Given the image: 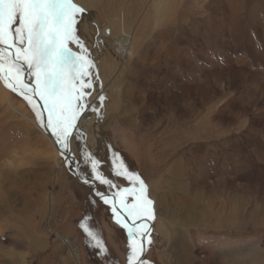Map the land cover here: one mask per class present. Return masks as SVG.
Returning <instances> with one entry per match:
<instances>
[{
	"label": "rangeland",
	"instance_id": "obj_1",
	"mask_svg": "<svg viewBox=\"0 0 264 264\" xmlns=\"http://www.w3.org/2000/svg\"><path fill=\"white\" fill-rule=\"evenodd\" d=\"M124 3L117 9L115 0L110 4L111 24H102L98 9H88L83 16L88 28L82 20L78 25L80 41L89 43L94 32L114 35L134 28L130 15L137 3ZM190 4L188 16L158 26L151 42L153 29L134 46L105 54L121 65L116 80L109 81L88 54L102 82L93 77L91 108L76 121L70 143L81 178L89 182L66 174L63 155L37 119V101L34 110L0 79V264H128L127 229L117 223L112 205L91 193L131 186L116 174V153L145 181L153 201L152 243L142 259L264 264V223L244 219L235 229L216 227L206 225L210 219L204 216L182 225V203L199 193L202 214L219 203L223 208L242 203L247 210L258 206L259 219L264 216V9L250 14L247 0ZM171 13L162 9L164 16ZM69 47L81 54L75 42ZM101 88L108 91L101 92L103 102L95 99ZM216 147L224 158L201 161L195 169L176 162L184 150ZM85 154L100 161V173L117 187L95 178ZM200 171L206 178L194 181ZM80 220L106 251L81 233Z\"/></svg>",
	"mask_w": 264,
	"mask_h": 264
},
{
	"label": "snow or ice",
	"instance_id": "obj_2",
	"mask_svg": "<svg viewBox=\"0 0 264 264\" xmlns=\"http://www.w3.org/2000/svg\"><path fill=\"white\" fill-rule=\"evenodd\" d=\"M88 11L74 0H0V79L34 110L38 109L35 97L43 102L36 111L37 119L65 152L71 150L70 139L77 127L76 121L91 108L87 98L94 86L91 70L95 64L78 35V25ZM73 42L78 44L81 54L69 47ZM25 64L34 83L24 79ZM98 79L95 74V80ZM99 100L103 102L104 97L100 96ZM85 163L91 164L97 180L117 187L100 173L98 159L85 154ZM113 163L116 174L127 179L131 186L121 188L112 197L96 194L105 204L112 205L117 223L127 229L128 264H150L142 259L145 245L152 243L148 222L155 219L148 185L139 174L128 170L118 153L114 154ZM117 205L124 215L117 210ZM83 227L86 235L95 240L97 249L106 251L96 233L87 224Z\"/></svg>",
	"mask_w": 264,
	"mask_h": 264
},
{
	"label": "bare ground",
	"instance_id": "obj_3",
	"mask_svg": "<svg viewBox=\"0 0 264 264\" xmlns=\"http://www.w3.org/2000/svg\"><path fill=\"white\" fill-rule=\"evenodd\" d=\"M112 1H114V0H74V2L76 4L80 5L83 8H86V9H91V8L95 9L96 8V10L98 9L99 14L97 13L96 15H97V18L102 22V24H105V23L111 24L110 23L111 18L107 14V10L111 9L110 4L112 3ZM124 1L125 0H115L116 9L121 8L125 4ZM135 1L137 4L134 5V9L132 10V13L130 15L131 19L133 21H135V23H136V26L134 28H131V29L129 28V30L127 32H122V33L118 32L117 34H114V35H109L106 33L96 35V33L94 32V34L90 35V37L91 36L92 37H91V40L89 41V43L84 42L85 47H87V49H88L89 56L92 57V59L96 62V64H99L102 67V71L105 72V75H107L106 77L109 81L112 79L113 80L117 79L118 75L121 72L120 71L121 65H120V63L117 62L116 59H111V60L106 59L107 55H105V54L112 55L113 52H115V51L118 52L119 48H121V47L129 48V47L134 46L136 43H138V41L142 40L143 38H146L149 34V31L151 29H153V33L150 36L151 39L149 40L151 42L155 37V31H156V28L158 26L160 27L162 25L164 27L168 22L173 21L176 18H179V19L183 18L185 15L188 14L189 9L192 7V4H190V0H184V1L183 0H162V2H160V0H135ZM247 1H248V3L251 4V6L249 7V13L250 14L255 13L256 11L262 12V10L264 9V6L262 5L264 0H247ZM160 3H161V5H160ZM162 9L171 10L172 11L171 15L169 17L162 15ZM82 22L84 23V26H86V21L84 20V17L82 18ZM86 28H88V27L86 26ZM99 36H100V38H98ZM113 36H117L116 40H113L114 38H111ZM105 40L109 41V43L107 45H104ZM150 42H149V44H150ZM95 44L100 45V46L98 45L99 48L101 47L100 51H98V48L95 46ZM112 47H115V48L112 49ZM23 67L25 70V78L24 79L26 80V82H32L31 77L28 74L27 65L25 64V65H23ZM92 72L94 73L93 77H95V72L94 71H92ZM97 82L101 83L102 81H100L98 79ZM96 86H97V84L95 85V87ZM101 92L107 93L108 91L105 89H102V88L97 89V93H96L97 96L95 97V99L98 101H99V97L102 95ZM37 98L38 97L34 98L35 101H37ZM40 102H41V104H43L42 101H40ZM37 103H38V101H37ZM39 107H41L40 104H39ZM45 116H46V113H45ZM49 132H50V130H49ZM50 134H51V132H50ZM53 138L55 139L54 136H53ZM176 138L179 139L180 137L177 136ZM55 145H56V149H58V151L61 154L63 153L62 155L64 157V160L67 163L68 171L71 174H73L78 180H80V181L82 180V182H86V180L84 178L79 179V177L77 176V169H76L77 159L73 156L72 147H71L70 151L65 152L60 147L59 144L55 143ZM218 151L221 153L224 152L221 148L219 149L217 147L213 149V152H210L208 149H206L204 151H194V150L190 151L187 149V151L184 150L182 152V154H183L182 159L179 158L176 162H179V163L185 162V164L192 165L193 168L195 169L196 165L198 163H200L201 161L209 160V159L212 161L217 160V159H222V157L224 155H222V157H221L219 155ZM231 156L232 155H228L227 157H225V159H227ZM69 160L74 161L75 174L72 173L68 168ZM216 167H218V166H216ZM155 173H157V172H155ZM206 174H207L206 172L200 171L199 173L195 174L194 181L203 180L204 178H206ZM212 174H214V173H212ZM94 193L96 194L95 190H94ZM186 200L187 201H185V204L182 203L183 213L186 214L185 219L182 221V225L186 224L187 222L189 223V222H193V221L195 223H198L199 220H202L201 218L204 216H206V217H208V219H210L209 220L210 224H211L212 220L214 219L213 225H210V224H206V225L216 226V227H233L235 229L237 227H240L241 222L244 219H249V221H251V223H254V222L255 223H264V216L259 219V214L257 211L258 206L254 207L252 210H247V209H244V207H245L244 205L241 206L242 203L240 205H237V206H236V204L230 203L227 208L221 207V205L219 203L218 207L213 208L212 211L207 209V210H204V214H202V213H200V208H199V206H202L201 205V202H202L201 193H199L198 195H196L193 198L187 197ZM209 205H210V202H209ZM117 206L119 207V205H117ZM175 212H177V211L175 210ZM137 223H139V221ZM148 224H149V227L151 229L152 228L151 224L149 222H148ZM179 239L184 240L183 236H180ZM182 240L180 242L185 243V241L183 242ZM179 250H180V248H179Z\"/></svg>",
	"mask_w": 264,
	"mask_h": 264
},
{
	"label": "water",
	"instance_id": "obj_4",
	"mask_svg": "<svg viewBox=\"0 0 264 264\" xmlns=\"http://www.w3.org/2000/svg\"><path fill=\"white\" fill-rule=\"evenodd\" d=\"M36 98V97H35ZM37 101H38V103L40 104V106L42 107V104H41V102H40V100H39V98H37ZM45 128V127H44ZM45 130H46V132L51 136V138H52V140L54 141V143H56L55 142V139L53 138V136L50 134V132H49V130L48 129H46L45 128ZM70 159V158H69ZM74 161H70L69 160V164H68V168H69V170L72 172V173H74L75 174V168H74ZM91 193H93L94 195H96L95 193H94V188H92L91 189ZM106 196H108V197H112V194H105ZM97 197H101V196H98V195H96ZM117 210L118 211H120L121 212V215H124V213L119 209V207L117 206ZM129 223H131V221H129Z\"/></svg>",
	"mask_w": 264,
	"mask_h": 264
},
{
	"label": "crops",
	"instance_id": "obj_5",
	"mask_svg": "<svg viewBox=\"0 0 264 264\" xmlns=\"http://www.w3.org/2000/svg\"><path fill=\"white\" fill-rule=\"evenodd\" d=\"M77 167H78V165H77ZM77 167H76V169H77ZM65 172H67L66 174L68 175V176H73V177H75L73 174H71L68 170H67V168H66V170H65ZM77 176L79 177V179L82 177V173L77 169ZM77 179V178H76ZM86 181L87 182H89V181H91V180H89V179H86ZM81 182V181H80ZM92 183H93V181H92ZM81 184H83L82 182H81ZM86 184V183H85ZM70 190H71V188H70ZM79 190H82V189H79ZM73 191H74V189H73ZM73 191H71V193L73 192ZM73 196H75L74 194H72ZM81 221V223H83L84 225H85V220H80ZM78 223V222H77ZM87 224V223H86ZM88 226V225H87Z\"/></svg>",
	"mask_w": 264,
	"mask_h": 264
},
{
	"label": "flooded vegetation",
	"instance_id": "obj_6",
	"mask_svg": "<svg viewBox=\"0 0 264 264\" xmlns=\"http://www.w3.org/2000/svg\"><path fill=\"white\" fill-rule=\"evenodd\" d=\"M81 233H83V234H85L86 235V233H85V231H84V229L82 228V225H81ZM87 237H89V236H87Z\"/></svg>",
	"mask_w": 264,
	"mask_h": 264
}]
</instances>
